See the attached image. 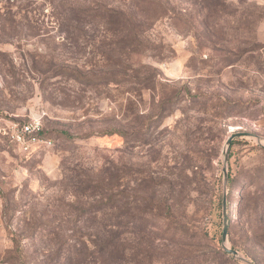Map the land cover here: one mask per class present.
<instances>
[{"label":"rangeland","instance_id":"obj_1","mask_svg":"<svg viewBox=\"0 0 264 264\" xmlns=\"http://www.w3.org/2000/svg\"><path fill=\"white\" fill-rule=\"evenodd\" d=\"M30 120L51 144L24 153ZM241 258L264 264V0H0V264Z\"/></svg>","mask_w":264,"mask_h":264},{"label":"built area","instance_id":"obj_2","mask_svg":"<svg viewBox=\"0 0 264 264\" xmlns=\"http://www.w3.org/2000/svg\"><path fill=\"white\" fill-rule=\"evenodd\" d=\"M42 127L38 120H30L15 124L8 135L22 152H30L36 148L51 144V139L41 135Z\"/></svg>","mask_w":264,"mask_h":264},{"label":"water","instance_id":"obj_3","mask_svg":"<svg viewBox=\"0 0 264 264\" xmlns=\"http://www.w3.org/2000/svg\"><path fill=\"white\" fill-rule=\"evenodd\" d=\"M242 134H244V133L243 132H234L227 138L226 144H225V148H224L225 162H226V156H227L228 149H229L233 139L241 136ZM223 174H224V178L226 179L227 178V168H226V166L223 167ZM225 195L226 194L223 195V199H222V233H221V241H222L223 249L227 253H230L233 256L238 257L239 256V252L236 249L227 246V244H226L227 235H228V215H227V203H226V196ZM241 259L244 260L245 262L249 263V264H253L249 260H246L244 258H241Z\"/></svg>","mask_w":264,"mask_h":264},{"label":"trees","instance_id":"obj_4","mask_svg":"<svg viewBox=\"0 0 264 264\" xmlns=\"http://www.w3.org/2000/svg\"><path fill=\"white\" fill-rule=\"evenodd\" d=\"M41 135L43 136V137H47V136H45V134H44V132H43V130H42V132H41ZM48 138V137H47ZM15 144V143H14ZM17 146V145H16ZM25 153V152H24Z\"/></svg>","mask_w":264,"mask_h":264}]
</instances>
